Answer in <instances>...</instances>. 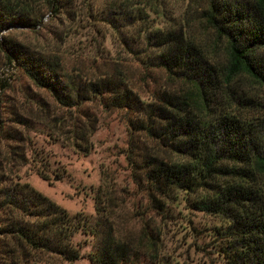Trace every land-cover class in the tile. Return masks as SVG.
I'll list each match as a JSON object with an SVG mask.
<instances>
[{"label":"trees","instance_id":"1","mask_svg":"<svg viewBox=\"0 0 264 264\" xmlns=\"http://www.w3.org/2000/svg\"><path fill=\"white\" fill-rule=\"evenodd\" d=\"M93 3L0 0V264H37L45 255L67 263L160 264L161 234L147 223L136 245L116 238L110 192L98 189L92 218L68 213L23 181L24 169L49 183L66 176L50 168L52 154L30 132L52 146L90 152L92 105L123 111L126 161L152 212L163 217L184 193L191 209L221 220L215 234L227 264H264V0H102L99 11ZM169 3L172 10L186 6L174 13ZM43 10L49 24H68L50 32L56 44L81 23L95 54L105 52L109 33L117 37L141 64V83H154L149 97L117 62L113 73L89 76L67 70L58 47L27 43L24 34L47 30ZM150 13L166 25L153 28ZM130 20L145 24L138 47ZM209 35L215 48L223 45V59ZM23 79L21 100L8 97L10 83ZM79 233L95 241L87 256L73 243Z\"/></svg>","mask_w":264,"mask_h":264},{"label":"rangeland","instance_id":"2","mask_svg":"<svg viewBox=\"0 0 264 264\" xmlns=\"http://www.w3.org/2000/svg\"><path fill=\"white\" fill-rule=\"evenodd\" d=\"M93 2L94 11H99L98 8L102 6V0H93ZM76 3L81 5L82 0H76ZM172 5L173 3L166 4V9L174 13L182 12L186 6L182 4L175 8L176 11L172 10ZM43 11L45 14L43 24L47 26V30H40L39 36L31 33L24 34L27 43L34 44L42 41L45 45L58 47L67 70H79L89 73V76L99 72L102 74L113 73L114 63L117 62L127 71V75L137 82L141 97L145 100L149 97L150 92L153 91L154 83L149 78H146L145 84L141 83L143 77L141 64L123 51L117 37L109 33L107 41L101 47L105 52L95 54L94 41L85 36L86 29L81 23L79 26L77 25L78 31L75 34L67 37L62 44L59 42L56 44L52 40L53 36L50 32L60 33L68 24L58 25L56 20H52L49 24V13L47 10ZM149 15V25H152L153 28H161L166 25V20L151 13ZM128 24L132 25L133 30L125 31L134 33L133 37L137 42L132 47H138L142 42L137 31L145 24L136 20H130ZM190 35L200 37L196 32H191ZM212 39L213 37L209 35L208 41L216 55L223 59V45L218 44L215 48ZM79 47L82 50L81 48L79 50ZM0 72H5L4 66L0 68ZM26 83L25 79L12 81L10 85L13 86L14 92H7V96L21 100L18 90ZM257 92L261 93L259 90ZM89 108L87 113L97 121L95 132L91 138L90 152L87 155L83 152L78 153L77 150L66 144L52 146L44 137L30 132L33 140L43 144L52 154L47 162L50 168L62 169L66 172V176L61 181L49 183L40 179L30 169H24L23 181L29 183L68 213H83L92 218L95 217V196L98 189L110 192V195L116 198L113 199L117 207L112 220L116 238L130 239L132 244L136 245L142 238L141 231L144 224L147 223L153 231H160L161 234L158 242L160 264H227L228 260L224 258L220 247L223 242L218 241L215 234V229L220 226L221 220L191 209L187 202L189 196L184 193H179L175 201L167 204L163 217L152 212L147 206L146 198L138 191L126 161L125 153L129 144V130L123 111H106L98 105H92ZM141 214L143 218H141ZM85 239L87 244L82 246ZM73 243L82 247L81 253L85 256L95 245L94 240L90 237L86 238L81 233L74 237ZM37 264L90 263L85 258L74 263H67L54 256L45 255ZM132 264H144V261L140 259Z\"/></svg>","mask_w":264,"mask_h":264}]
</instances>
